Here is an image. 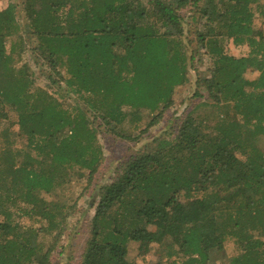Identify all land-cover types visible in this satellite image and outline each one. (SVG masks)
<instances>
[{
	"label": "trees",
	"instance_id": "obj_1",
	"mask_svg": "<svg viewBox=\"0 0 264 264\" xmlns=\"http://www.w3.org/2000/svg\"><path fill=\"white\" fill-rule=\"evenodd\" d=\"M1 1L0 264L57 258L102 130L150 141L98 187L77 264H264V0Z\"/></svg>",
	"mask_w": 264,
	"mask_h": 264
},
{
	"label": "rangeland",
	"instance_id": "obj_2",
	"mask_svg": "<svg viewBox=\"0 0 264 264\" xmlns=\"http://www.w3.org/2000/svg\"><path fill=\"white\" fill-rule=\"evenodd\" d=\"M13 1H21V0H13ZM1 2H5L2 0ZM188 13V11H187ZM23 13H18L20 21L24 20ZM27 45V44H26ZM30 45H27V48L20 53L18 57H16L17 62L20 64L22 62H27L30 64L31 68L34 70V74L36 76L35 84L42 87H47L50 91H55V94H61L62 100L64 104L71 102L72 98L69 93H66L63 90L62 86H58L57 82H53L50 79H47L43 76L42 67H38L33 62V54ZM236 52V51H235ZM207 58L201 57L199 60L200 69H204L207 65ZM58 91V93H57ZM187 96L191 94L190 90H186ZM69 95V96H68ZM176 101L179 103L178 105V114H181V111L187 104L188 100L184 99L183 102H180V98L177 97ZM182 115V114H181ZM8 123L5 120H1L0 123V136L2 135L3 129H5ZM14 129V126H13ZM103 129V128H102ZM14 131V130H11ZM160 132L161 130H156ZM19 136V135H18ZM100 140L102 144V149L104 153V160L99 167V169L94 174L91 183L88 184L85 188L82 187L85 182H71V188L73 189L75 194H79L76 200V206L68 212L65 218V232L61 237L62 249L61 252H58L57 258L52 261L51 264H77V260L79 258L80 253L83 250L84 243L86 238L88 237V222L90 216L93 213L92 203L94 199L97 197L98 187L102 184H105L109 181L114 172L115 168L121 163L130 153H134L138 148L144 146L150 141L149 138H144V140L133 144L129 141H125L119 139L118 137H114L113 135L107 133L102 130L100 133ZM16 143V142H15ZM20 143V141H19ZM17 144V143H16ZM19 145V144H18ZM17 146V145H15ZM23 225H30L33 227H38L39 223L34 219L22 218L20 220ZM161 254V249L154 244L151 250L145 255V263L153 264L159 258ZM229 258V253H217L213 264H227Z\"/></svg>",
	"mask_w": 264,
	"mask_h": 264
}]
</instances>
